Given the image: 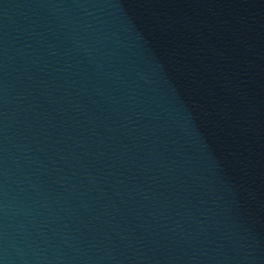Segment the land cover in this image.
Masks as SVG:
<instances>
[{
	"label": "water",
	"instance_id": "obj_1",
	"mask_svg": "<svg viewBox=\"0 0 264 264\" xmlns=\"http://www.w3.org/2000/svg\"><path fill=\"white\" fill-rule=\"evenodd\" d=\"M0 264H264V0H0Z\"/></svg>",
	"mask_w": 264,
	"mask_h": 264
}]
</instances>
